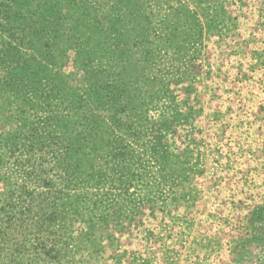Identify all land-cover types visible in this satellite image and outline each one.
I'll list each match as a JSON object with an SVG mask.
<instances>
[{"label":"rangeland","instance_id":"374dc122","mask_svg":"<svg viewBox=\"0 0 264 264\" xmlns=\"http://www.w3.org/2000/svg\"><path fill=\"white\" fill-rule=\"evenodd\" d=\"M0 264H264V0H0Z\"/></svg>","mask_w":264,"mask_h":264}]
</instances>
